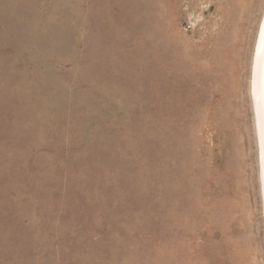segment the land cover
<instances>
[{
  "label": "rangeland",
  "instance_id": "374dc122",
  "mask_svg": "<svg viewBox=\"0 0 264 264\" xmlns=\"http://www.w3.org/2000/svg\"><path fill=\"white\" fill-rule=\"evenodd\" d=\"M263 11L0 0V264H264Z\"/></svg>",
  "mask_w": 264,
  "mask_h": 264
},
{
  "label": "bare ground",
  "instance_id": "6f19581e",
  "mask_svg": "<svg viewBox=\"0 0 264 264\" xmlns=\"http://www.w3.org/2000/svg\"><path fill=\"white\" fill-rule=\"evenodd\" d=\"M262 15L252 58L251 93L254 96L253 105L259 156V178L264 217V13Z\"/></svg>",
  "mask_w": 264,
  "mask_h": 264
},
{
  "label": "water",
  "instance_id": "95a60500",
  "mask_svg": "<svg viewBox=\"0 0 264 264\" xmlns=\"http://www.w3.org/2000/svg\"><path fill=\"white\" fill-rule=\"evenodd\" d=\"M253 99H254V96H253Z\"/></svg>",
  "mask_w": 264,
  "mask_h": 264
}]
</instances>
